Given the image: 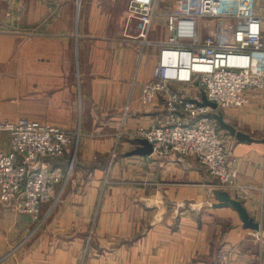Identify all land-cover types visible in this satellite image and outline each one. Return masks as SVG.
Returning a JSON list of instances; mask_svg holds the SVG:
<instances>
[{
    "label": "crops",
    "instance_id": "1",
    "mask_svg": "<svg viewBox=\"0 0 264 264\" xmlns=\"http://www.w3.org/2000/svg\"><path fill=\"white\" fill-rule=\"evenodd\" d=\"M65 1L56 13L60 17H54L56 23L50 25V54L43 59L51 64H77L78 77L94 80L93 95H119L122 80L132 79L127 83L132 97L126 100L130 114L123 124L124 136L117 135L122 120H110L104 135L84 136L79 157L67 154L56 162L65 174L72 165L70 177L75 184H67L52 218L60 223L68 218L88 223L98 217L104 228L102 237L122 241L113 248L103 247L97 260L91 259L96 255L91 253L86 264H264V225L260 220L264 211V89L245 90L242 95L247 102L223 112L229 125L250 138L238 141L220 130L229 167L238 173L240 183L252 190L250 198L239 202L199 164L187 157L152 152L147 142L136 136L137 130L158 124L162 114L159 103L143 108L137 101L142 85L151 78L157 49L152 50L150 65H144L137 52L123 48L121 16L130 0ZM161 1L156 13H171V6L161 8ZM256 13L264 16V9ZM165 37L158 42H164ZM24 58L27 63L32 57ZM122 107L121 101L119 109ZM108 109L104 107V111ZM82 120L84 125L94 126L91 113ZM2 140L0 151L8 152V136L3 134ZM113 152L117 158L108 165ZM118 192H127V196L116 194L119 202H108L111 193ZM124 198L131 202H123ZM47 208L43 205L42 214ZM107 222L114 224V232H107ZM123 239L131 241L124 245ZM73 251L67 254L68 260L79 264L76 257L81 248L76 245ZM221 252L227 253V259H219Z\"/></svg>",
    "mask_w": 264,
    "mask_h": 264
},
{
    "label": "rangeland",
    "instance_id": "2",
    "mask_svg": "<svg viewBox=\"0 0 264 264\" xmlns=\"http://www.w3.org/2000/svg\"><path fill=\"white\" fill-rule=\"evenodd\" d=\"M74 1L75 4L77 2L79 4V1L82 3L83 0ZM167 1L160 2L161 8L167 4L172 9L169 14H184L194 18L196 30L203 35L218 29L222 15L231 9L243 13L255 12V14L260 9H264V0H208L210 1L209 8H207V0H169V4ZM65 2V0H0V120L15 121L28 118L55 125L64 131L71 140L63 158L67 154L76 155L77 158L80 155L84 136L99 137L104 135L109 129L107 123L110 120H122V126L118 127L117 135L118 138L124 136L123 124L130 114V102H126V100L132 97L127 83L132 79L122 80L120 96L118 94L93 95L90 90H92L94 80L78 77L77 64H59L56 61L51 64L49 59H43L46 56L49 57L50 54L49 46L52 39L50 25L53 22L56 23V18L60 17H56V13L61 12ZM158 3L159 0L156 1L154 7L155 13L148 34V38L153 44L142 48L138 42L127 44L122 40L125 46L123 48L137 52L140 64L142 61L144 65H150L154 58L151 54L152 50L157 49L154 44L164 39L161 38L162 35H165L166 39L168 36L166 23L169 14L158 15L156 13ZM77 15H75V19ZM54 17H56L55 20ZM121 17L124 23L125 16L122 14ZM157 19L159 22L155 23ZM113 36L116 38V35L113 34ZM25 55L32 57L27 58L30 62L26 63ZM34 56L38 58L37 61H34ZM107 65L109 66V64ZM36 67L38 69H35ZM40 67H44V70L42 71ZM142 88L143 85L137 101L141 107L147 108L149 106L140 102ZM178 88L171 87L175 90L181 89ZM41 91L44 93H40ZM197 94L200 95V93ZM121 101L123 107L119 109ZM157 103L161 105L160 120H162L165 114L164 102L157 98L151 107ZM104 107L110 109L104 111ZM116 108L119 110L117 111ZM226 109L217 110L223 114ZM212 112L214 111L210 109V114ZM90 113L91 119L94 120V126H86L82 120V118L86 120ZM158 125L159 123H156L154 126ZM139 130L136 131V136H139ZM3 134L5 133H0V146L3 143ZM223 146L225 159L228 162L224 141ZM0 153L6 152L0 151ZM116 155V153H111L108 165L116 160ZM187 158L199 164L210 176L215 178L219 187L229 189L235 200L241 202L251 197L252 190L240 183L238 173L230 168L228 163L227 167L235 174V182L232 185L221 181L220 177L210 172V169L199 159L189 156ZM70 175L60 185L62 188L59 192L57 193V189L54 191L53 200L43 204L48 206L46 213L42 214L43 205L39 213L25 215L16 212L11 204L0 202V264H69L67 262L73 264L68 260L67 254L69 251L74 252L73 249L76 248V245L81 248L80 255L76 257L77 262L86 264L89 257L92 256L91 253L96 254L91 259L97 260L103 247L113 248L116 244L122 243V241L116 243V240L112 238L106 239L105 235L102 237L101 229L104 228L99 223L98 217H93L88 223L77 219L69 221V218L66 219L67 222L60 223L57 218L56 220L52 218V211L62 201V194L68 186L67 184H75ZM116 194L127 196V192L111 193L112 196L108 202H119V198H114ZM103 195L102 192L101 199L104 197ZM123 202H131V200L124 198ZM260 218L261 224L264 225L262 222L264 211ZM113 226L114 224L111 225L107 222V232H114ZM261 231L264 232V229ZM123 241L125 245L131 240L123 239ZM219 259L222 261L227 259V253L221 252Z\"/></svg>",
    "mask_w": 264,
    "mask_h": 264
},
{
    "label": "built area",
    "instance_id": "3",
    "mask_svg": "<svg viewBox=\"0 0 264 264\" xmlns=\"http://www.w3.org/2000/svg\"><path fill=\"white\" fill-rule=\"evenodd\" d=\"M156 1H129L120 34L124 42H138L142 48L153 44L148 34ZM206 4L209 8L210 1ZM262 22L264 16L231 9L222 15L218 29L203 35L194 18L168 15L167 39L154 44L156 64L140 96L145 106L157 98L164 102L159 125L138 132L152 152L199 159L221 181L234 184L217 123L210 109L197 102L204 95L217 109L240 107L247 102L245 90L264 89ZM174 86L181 89H171ZM0 133L9 137V151L0 153V202L11 204L20 214L35 215L53 200L54 191L72 171L70 165L65 174L56 164L71 140L57 126L28 118L0 120Z\"/></svg>",
    "mask_w": 264,
    "mask_h": 264
},
{
    "label": "water",
    "instance_id": "4",
    "mask_svg": "<svg viewBox=\"0 0 264 264\" xmlns=\"http://www.w3.org/2000/svg\"><path fill=\"white\" fill-rule=\"evenodd\" d=\"M200 99H201V102H197L200 106L208 107L212 111H214L210 114V117L217 123V126L220 130L227 132L232 137H235L238 141H249L250 140V138L247 135L243 134L242 132L236 131V129L233 126L229 125L225 121L224 115L220 111L217 110L216 104L208 101L204 95H201Z\"/></svg>",
    "mask_w": 264,
    "mask_h": 264
},
{
    "label": "bare ground",
    "instance_id": "5",
    "mask_svg": "<svg viewBox=\"0 0 264 264\" xmlns=\"http://www.w3.org/2000/svg\"><path fill=\"white\" fill-rule=\"evenodd\" d=\"M146 84V83H145ZM145 84H143V86L145 85ZM71 171V170H70Z\"/></svg>",
    "mask_w": 264,
    "mask_h": 264
}]
</instances>
